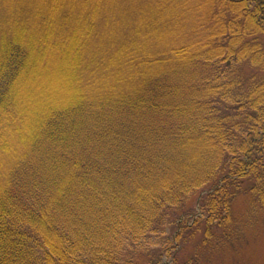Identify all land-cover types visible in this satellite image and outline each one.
<instances>
[{
  "label": "trees",
  "instance_id": "1",
  "mask_svg": "<svg viewBox=\"0 0 264 264\" xmlns=\"http://www.w3.org/2000/svg\"><path fill=\"white\" fill-rule=\"evenodd\" d=\"M203 2L156 48L145 0H0V264H198L182 250L238 234L237 198L264 206V0ZM32 42L75 56V95L38 114L14 84Z\"/></svg>",
  "mask_w": 264,
  "mask_h": 264
},
{
  "label": "rangeland",
  "instance_id": "2",
  "mask_svg": "<svg viewBox=\"0 0 264 264\" xmlns=\"http://www.w3.org/2000/svg\"><path fill=\"white\" fill-rule=\"evenodd\" d=\"M145 11L147 12L145 17L143 18L146 21L151 20L154 24L153 27L145 28L143 25L140 26V32L147 33L146 35H141L143 40L148 37H152V34L155 37V45L156 48L162 47L163 43H168L169 37L172 36L168 31H164V26L167 24V21L170 20V17L178 16L181 18L182 22L177 26L179 27V31L181 34H185L182 41L184 39L186 42L192 38V34L194 33V21L202 15L207 16L209 4L203 2V0H190L189 5L180 4L179 10H177L178 6H173L169 8L167 11L162 9L156 10L153 7H161L160 0H145ZM170 0H167L165 3L167 4ZM164 3V4H165ZM141 15V14H140ZM139 15V17H140ZM204 20V19H203ZM143 22V21H141ZM182 23V24H181ZM181 25V26H180ZM123 29V28H120ZM197 31H203L201 29L196 28ZM124 30H119L117 37L114 38L113 42L116 46H119V51L115 53L111 62H109L110 68L117 69L118 63L114 61L115 58H123L122 55L126 56V54H130L132 52V48L125 47L122 45L125 37L122 39L121 33ZM203 34V33H202ZM32 37V35H30ZM25 37H29V35H25ZM30 37V39H31ZM127 42V40H126ZM33 49L35 50V61L31 62L32 67L31 70L27 73L22 72L18 74L14 84L18 86L20 94H26L27 97L33 99L31 107L29 109L30 112L37 113L39 109L45 108L48 102H60L61 99H70L71 95H75L73 87V68H74V57L73 50L69 53L64 59H60L58 56L59 49L54 45L55 43H51L54 48L48 54L47 58L43 60V50L38 54L36 49V42H32ZM146 47V43H143V48ZM160 50V49H159ZM102 51H98L97 55L99 57L102 56L100 54ZM62 54V53H61ZM60 55V54H59ZM122 73V70L118 75ZM254 73V70L250 69L247 66L244 68L241 74H247L250 76ZM102 82V81H99ZM103 83V82H102ZM104 87L110 86V82H107L103 85ZM21 87V90H20ZM24 95H20L22 99ZM26 97V96H24ZM27 104L24 105V107ZM38 114V113H37ZM12 130L9 128L8 133ZM13 133L6 134V137L11 138ZM202 196V195H201ZM200 195L197 197L199 200ZM254 197H248L247 195L241 196L237 198L233 204V212L237 219V230L238 234L235 232L234 234L228 233V231L224 229H214V236L211 239L210 246L208 248H204L199 242L202 239H199L195 242V244L180 254L181 262L190 260H198V264H264V206H262L260 201L258 200L257 195H253ZM200 208L198 202L196 204V212L198 213L197 217H202V213H200ZM228 233V235H227ZM200 237V236H199ZM218 238V241H217ZM179 250V248L175 249ZM196 254V257H195ZM167 257L163 258V261H166ZM171 264V262H169ZM172 264H175L172 262Z\"/></svg>",
  "mask_w": 264,
  "mask_h": 264
}]
</instances>
